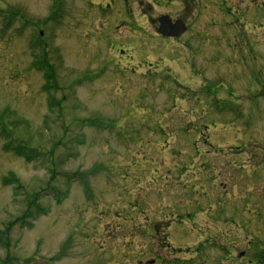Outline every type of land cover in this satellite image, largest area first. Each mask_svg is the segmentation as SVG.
Segmentation results:
<instances>
[{
	"label": "rangeland",
	"instance_id": "rangeland-1",
	"mask_svg": "<svg viewBox=\"0 0 264 264\" xmlns=\"http://www.w3.org/2000/svg\"><path fill=\"white\" fill-rule=\"evenodd\" d=\"M259 7L0 0V264H264Z\"/></svg>",
	"mask_w": 264,
	"mask_h": 264
},
{
	"label": "water",
	"instance_id": "water-1",
	"mask_svg": "<svg viewBox=\"0 0 264 264\" xmlns=\"http://www.w3.org/2000/svg\"><path fill=\"white\" fill-rule=\"evenodd\" d=\"M158 33L164 37L179 38L186 32V24L181 19L173 20L170 15H161L158 18Z\"/></svg>",
	"mask_w": 264,
	"mask_h": 264
},
{
	"label": "trees",
	"instance_id": "trees-1",
	"mask_svg": "<svg viewBox=\"0 0 264 264\" xmlns=\"http://www.w3.org/2000/svg\"><path fill=\"white\" fill-rule=\"evenodd\" d=\"M42 66H44V65H42ZM45 71H46V75L50 79V81H51V79L55 78V71L53 70V68L50 65H48V63L45 64ZM55 85L56 84L48 85L47 86L48 91H50V89H52V88H56ZM5 149L8 151H12L18 155H25V156H29V153L31 152V148L29 146H24L22 144H14L13 136H8L7 141L5 143ZM32 155H35V154H32ZM39 195H40V193H39ZM39 195L37 197H34V198L37 200ZM47 264H50V263H47Z\"/></svg>",
	"mask_w": 264,
	"mask_h": 264
},
{
	"label": "flooded vegetation",
	"instance_id": "flooded-vegetation-1",
	"mask_svg": "<svg viewBox=\"0 0 264 264\" xmlns=\"http://www.w3.org/2000/svg\"><path fill=\"white\" fill-rule=\"evenodd\" d=\"M129 8H130V6H129ZM129 8H127V10H128V13L131 11V14L133 13L132 11L133 10H130ZM131 8H132V6H131ZM3 12V10L2 9H0V14ZM17 14H20V15H22L21 14V12H17ZM253 19H257L258 21H260V22H262V23H264V7H259V9H255L254 11H251V13H250V15H249V17L247 18V20L248 21H253ZM124 26H126V24L124 23L123 24ZM187 32V31H186ZM185 32V33H186ZM184 33V34H185ZM183 34V35H184ZM182 35V36H183ZM181 38V37H180ZM180 38H178V39H180ZM172 39H174V38H172ZM177 40V39H176ZM171 41H173V40H171Z\"/></svg>",
	"mask_w": 264,
	"mask_h": 264
}]
</instances>
